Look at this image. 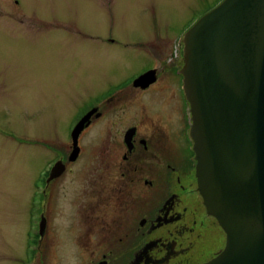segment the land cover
Returning a JSON list of instances; mask_svg holds the SVG:
<instances>
[{
    "label": "flooded vegetation",
    "instance_id": "flooded-vegetation-1",
    "mask_svg": "<svg viewBox=\"0 0 264 264\" xmlns=\"http://www.w3.org/2000/svg\"><path fill=\"white\" fill-rule=\"evenodd\" d=\"M183 39L141 50L151 63L102 83L65 142L45 146L51 157L30 196V264L59 257L56 249L79 264H206L225 249L198 187ZM56 165L63 172L51 179Z\"/></svg>",
    "mask_w": 264,
    "mask_h": 264
},
{
    "label": "rangeland",
    "instance_id": "rangeland-1",
    "mask_svg": "<svg viewBox=\"0 0 264 264\" xmlns=\"http://www.w3.org/2000/svg\"><path fill=\"white\" fill-rule=\"evenodd\" d=\"M222 1L5 0L0 19V264L31 262L30 196L51 157L45 146L53 143L57 150L56 142H65L102 83L150 64L141 50L183 36ZM110 37L114 44L107 42ZM86 140H92L91 133ZM41 207L37 202L36 212ZM56 253L59 257L40 256L36 264H79L72 251Z\"/></svg>",
    "mask_w": 264,
    "mask_h": 264
},
{
    "label": "water",
    "instance_id": "water-1",
    "mask_svg": "<svg viewBox=\"0 0 264 264\" xmlns=\"http://www.w3.org/2000/svg\"><path fill=\"white\" fill-rule=\"evenodd\" d=\"M183 43L198 187L227 236L206 264H264V0H224ZM62 172L56 165L50 178Z\"/></svg>",
    "mask_w": 264,
    "mask_h": 264
}]
</instances>
